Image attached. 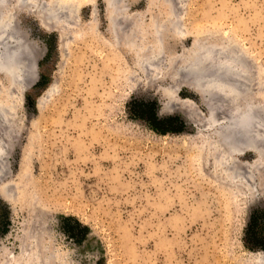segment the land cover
<instances>
[{
  "label": "rangeland",
  "instance_id": "1",
  "mask_svg": "<svg viewBox=\"0 0 264 264\" xmlns=\"http://www.w3.org/2000/svg\"><path fill=\"white\" fill-rule=\"evenodd\" d=\"M37 3L18 11L37 81L0 74V264H264V160L238 156L244 183L212 173L209 109L228 105L219 93L204 105L181 66L239 41L264 119V0ZM114 33L147 40L161 60L127 74L135 61ZM172 116L182 125L164 127L177 131L153 126ZM253 213L263 246L247 239Z\"/></svg>",
  "mask_w": 264,
  "mask_h": 264
},
{
  "label": "bare ground",
  "instance_id": "2",
  "mask_svg": "<svg viewBox=\"0 0 264 264\" xmlns=\"http://www.w3.org/2000/svg\"><path fill=\"white\" fill-rule=\"evenodd\" d=\"M37 4V0H0V74H2L5 78H7L8 75H12V82L16 87L21 86L22 84L30 86L34 84L38 78L36 66L37 61L35 55L30 54V44L24 40L18 16V11L24 8L29 9L31 8L30 6L35 9ZM114 8V12H116V6ZM117 9L122 11L121 8ZM120 18L123 19V17ZM129 18L130 16H128V19ZM178 19L180 20V18ZM116 22L117 23L115 24H119L118 21ZM123 23L121 22L119 24L121 25V29H123V27H127L126 25L124 26ZM115 24L112 26H118ZM118 29L120 30V28ZM119 30H117L118 33ZM111 31H113V29ZM114 34L116 36L114 35L111 41L113 48L121 44L125 53H129V56H132L135 62L137 60L136 55L139 56H137L139 61L136 62V64L135 62H131V60L125 62L126 65L128 64L127 74L129 75L133 74V68L135 67L145 70L152 68L155 64L154 61H159L156 60V58L160 59V55H163L161 53L162 51L160 52L162 49L159 48V52L154 51L149 42L141 37L137 38L133 34L129 37H124V40H122V38L120 39L116 33ZM122 34H124V32ZM158 34L160 33L158 32L156 36L161 37ZM25 41L27 43H25ZM161 41V38L155 37L153 42L158 45L159 42L161 44ZM224 42L226 43L228 50H226L227 48L225 49L226 51L220 49L218 50L214 47L218 51L216 50L212 52L213 48L210 50L205 49L207 51H205L206 53H195L192 57L191 63L189 62V65H185L184 63L181 66L183 72L188 70L190 72L197 73L196 75L198 77L196 84H189V86H191L194 91L200 95L204 105L211 106V104H208L212 100L213 95H217L218 93L219 96H216L215 100L218 98L221 99L220 97L222 95L225 100L222 98L220 101H226V105H228V107L224 109V112H221L220 107V110L215 109V106L218 104H213V109V106H211L210 109L208 108L210 110V124H213L212 127H214V135L212 136L213 139L211 144L213 152L209 155L213 162L211 166L212 173L216 174L217 177L224 179L225 182L232 181L244 183L247 180H245L247 177L245 174L248 172L247 164L240 161L238 156H243L246 152L252 151L257 155L259 161L264 160V146H262L264 144L261 145V143H264V119L262 118L263 116H261L263 113H261L262 109L259 102L253 100V97H256V94L259 93L261 80H259V78H257L256 81L249 80V77H251L249 73V77L247 76L246 70L249 68L252 72L254 64H252L253 59L248 55L246 48L237 40L227 39ZM23 53L26 57L23 56ZM215 53H218L217 56L222 54L220 56L221 58L219 57L218 59L219 61L217 60L216 62L218 67L215 64V68L217 67V70L205 73V69H203L205 65L203 67V64L208 63L206 66L214 64L215 62L213 63L214 57L212 54ZM23 57L24 59L27 58L28 61L27 59L25 61ZM204 59H206V61ZM210 61L211 64L209 65ZM249 66H251V68ZM211 68L209 70H211ZM253 73L255 74V71H253ZM253 73L251 78L254 79ZM216 102L217 100L215 103ZM3 110L4 109H2V112ZM261 140L262 142H260ZM204 160H206V158H204ZM0 195L7 199V195H5L1 186ZM48 258L51 259L50 256H48ZM260 258L264 259V254H260Z\"/></svg>",
  "mask_w": 264,
  "mask_h": 264
},
{
  "label": "trees",
  "instance_id": "3",
  "mask_svg": "<svg viewBox=\"0 0 264 264\" xmlns=\"http://www.w3.org/2000/svg\"><path fill=\"white\" fill-rule=\"evenodd\" d=\"M155 117V116H154ZM182 125V122L179 120V117L177 116H172V117H168L165 119H160V120H156V118H154L153 121V126H155V129L160 130V128L162 130L163 133L167 132V131H177V130H173V128L171 130H166V126L171 125L175 122H178ZM165 124V127H164ZM160 127V128H159ZM258 219H256V215L255 213L252 214L251 216V224L250 227L248 229V232H250L249 236H248V241L251 242L254 246H263L262 243V239H263V230H262V226H260V223L257 221ZM69 234L70 235H76L75 232L71 229L69 230Z\"/></svg>",
  "mask_w": 264,
  "mask_h": 264
},
{
  "label": "water",
  "instance_id": "4",
  "mask_svg": "<svg viewBox=\"0 0 264 264\" xmlns=\"http://www.w3.org/2000/svg\"><path fill=\"white\" fill-rule=\"evenodd\" d=\"M36 66H37V68H38V63H36ZM37 73H38V71H37Z\"/></svg>",
  "mask_w": 264,
  "mask_h": 264
}]
</instances>
